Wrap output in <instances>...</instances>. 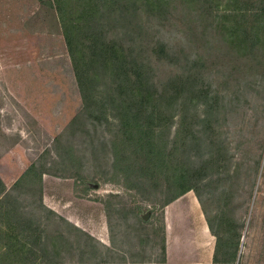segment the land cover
<instances>
[{"label":"trees","instance_id":"16d2710c","mask_svg":"<svg viewBox=\"0 0 264 264\" xmlns=\"http://www.w3.org/2000/svg\"><path fill=\"white\" fill-rule=\"evenodd\" d=\"M38 1L56 14L81 99L70 125L80 141L56 150L57 165L79 161L83 170L93 160L97 174L120 178L161 211L193 192L215 238L213 264L234 263L243 225L230 206L249 155L231 154L226 128L248 95L246 76L253 88L264 79V0ZM175 12L199 30L193 45L174 46L163 35L164 24L178 20ZM215 38L232 54V66L208 61L214 53L206 44ZM42 174L56 176L50 168L38 173L33 163L13 188L26 176V191L40 195ZM145 213L135 224L148 223ZM163 227L155 264H165ZM110 263L126 259L40 200L12 198L0 182V264Z\"/></svg>","mask_w":264,"mask_h":264},{"label":"rangeland","instance_id":"374dc122","mask_svg":"<svg viewBox=\"0 0 264 264\" xmlns=\"http://www.w3.org/2000/svg\"><path fill=\"white\" fill-rule=\"evenodd\" d=\"M176 14L174 18L178 20L164 24L163 35L171 45H193L199 30H189L183 25L184 18H188L179 19ZM199 45L203 46V42ZM209 47L214 54L208 61L218 66L226 61L232 66V54L218 38L210 39L206 44ZM224 55L229 59L223 60ZM250 79L246 76L243 83L248 95L240 108L230 113L226 128L231 154L237 157L247 152L249 155L248 164L242 170L241 186L236 187L230 206L231 215L243 225L241 247L232 264H264V79L255 88ZM80 110L81 99L55 12L38 0H0V174L9 177V170L15 166L12 178L16 177L31 163L37 164L38 173L42 168H50L56 176L43 177L45 204L56 211L63 210L66 217L89 235L112 238L116 243L115 256L132 254L143 264H154L162 257L164 210L157 204L142 202L134 192L123 187L120 178L109 181L111 177L97 174L93 160L83 170L79 161L57 165L56 150L67 142L80 141L79 128L70 127ZM71 130L74 135H70ZM12 149L25 157L11 161L15 156L9 152ZM78 154L75 156L79 157ZM256 161H259L257 171L254 170ZM245 169L248 171L244 177ZM33 179L34 183L38 181L36 175ZM18 184L26 188L27 177L23 176ZM10 194L22 204L39 201L40 197L30 189L29 192L16 189ZM184 197L191 203L197 202L193 192ZM187 205L180 212L175 209L174 220L175 215L192 216V209ZM197 207L201 211L199 204ZM138 212H146L143 218L149 219L147 224H135L132 219ZM168 216L171 217L169 213ZM203 224L206 226L204 217ZM175 230L172 227V236L174 232L180 235ZM195 240L187 238L184 243L196 247ZM214 244L215 238L207 231L203 248L200 250L197 246V254L185 251L181 259L177 254L183 247L171 245L175 256L172 263L213 264ZM128 260L131 263L129 257ZM66 261L75 260L69 256Z\"/></svg>","mask_w":264,"mask_h":264},{"label":"crops","instance_id":"0c3cea01","mask_svg":"<svg viewBox=\"0 0 264 264\" xmlns=\"http://www.w3.org/2000/svg\"><path fill=\"white\" fill-rule=\"evenodd\" d=\"M14 150H15V148H14ZM14 150L13 149L9 150L10 154H15V156L11 158V161H13V159L14 160L15 159H23V157H25L24 154H22L20 152L18 153V151H14ZM31 164H33V163H31ZM30 165L25 166V168L22 170V172H20L18 176L13 177V178H12V174L14 173V171H16L15 166H12L11 169L9 170V175H10L9 177H6V176H3L0 174V182L3 185L5 192L10 194V193H12V191L16 190L13 187L17 184V181L20 179V176H22L26 172V170L29 168ZM44 176H46V174H42L41 182H40L41 194H40L39 200L42 203V205L44 207H46L47 209L55 212L57 215L63 217L72 225L82 229L73 220L66 217L65 212L63 210L56 211L55 209H53L52 207H49L47 204L44 203V200H43V198H44V190H43L44 178L43 177ZM21 185L22 184H18L17 189H19V190L25 189ZM10 196L12 198H16V197L12 196L11 194H10ZM184 196L185 195H183L179 199L175 200L171 204L167 205L163 209L164 210L163 211V226H164L163 228H164V240H165V264H173L172 258L175 256L173 253H171V245L183 247V250H178L179 252L177 254V256H179L178 259H181L180 256L183 257L184 255H186L185 251H188V252L190 251L189 254H193V252L196 251L195 253L197 254V248H198L197 246H199V249L201 250L203 248V243L207 241L208 228H207V225L205 226L203 224V215L201 214L202 212L199 211V209L197 207L198 203L197 202L195 204L191 203V201L188 199H185ZM185 204H188L187 206H189L192 209V216H180L179 215L176 217V215H175L174 218H176V219L174 220L173 215L175 213V209H177V211L180 212V210L184 209L183 205H185ZM177 211H176V213H177ZM168 213L171 215V217L168 216ZM171 218H172V220H171ZM172 227H173V229H176L175 231H178V233L180 235H177L174 232V234L172 236ZM82 230L85 231V229H82ZM91 236L94 237L96 240H98L103 245H105L107 248H109L112 252L115 251V249L113 248V245H109V241H108L110 239V243H111L112 238L108 239L107 235H104L103 239H101V237L98 235H91ZM187 238L188 239L191 238L192 240H193V238H195L196 239L195 241L197 242L196 243L197 246L195 247L192 244L190 246L188 243H184ZM112 241H113V239H112ZM121 254H122L121 257H124L127 260L126 264H132L133 262H140V264L141 263L143 264V261H138L137 259H134L132 257V254H130V256H128L127 254H123V253H121ZM128 257L131 259V263L128 260Z\"/></svg>","mask_w":264,"mask_h":264},{"label":"water","instance_id":"95a60500","mask_svg":"<svg viewBox=\"0 0 264 264\" xmlns=\"http://www.w3.org/2000/svg\"><path fill=\"white\" fill-rule=\"evenodd\" d=\"M239 247H241V245Z\"/></svg>","mask_w":264,"mask_h":264}]
</instances>
